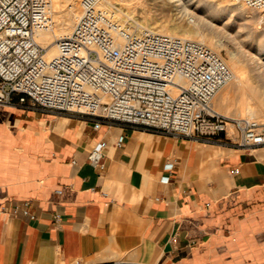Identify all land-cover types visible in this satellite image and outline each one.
Wrapping results in <instances>:
<instances>
[{"label":"crops","instance_id":"obj_1","mask_svg":"<svg viewBox=\"0 0 264 264\" xmlns=\"http://www.w3.org/2000/svg\"><path fill=\"white\" fill-rule=\"evenodd\" d=\"M51 117L0 108V264H264L262 248L257 262L237 254L247 225L263 221L239 213L264 192L256 154L220 158L221 180L209 181L202 143L153 132L163 146L152 154L139 129L85 121L61 134ZM94 143H104L102 172L87 162Z\"/></svg>","mask_w":264,"mask_h":264},{"label":"built area","instance_id":"obj_2","mask_svg":"<svg viewBox=\"0 0 264 264\" xmlns=\"http://www.w3.org/2000/svg\"><path fill=\"white\" fill-rule=\"evenodd\" d=\"M234 1L264 16V0ZM99 2L80 1L72 33L58 40L56 56L48 58L35 35L53 26L50 0H0V108L86 118L94 131L118 122L196 142L264 147V122L213 108L234 79L220 54L190 39L139 35L100 11ZM126 138L121 135L116 147ZM105 157L92 148L87 162L102 172ZM29 205L22 212L35 220Z\"/></svg>","mask_w":264,"mask_h":264},{"label":"bare ground","instance_id":"obj_3","mask_svg":"<svg viewBox=\"0 0 264 264\" xmlns=\"http://www.w3.org/2000/svg\"><path fill=\"white\" fill-rule=\"evenodd\" d=\"M148 1L154 2V4H158L163 0ZM204 1L205 3L201 8L196 7L193 10H191V5L189 4L188 0H168L166 5H161L162 9L164 5L165 7L169 5L173 8H177V10L180 9L186 12L187 15L192 14L195 17L193 23H190V21H182L174 24L164 23L153 25L149 22H137V19L134 16L136 12L135 7H145L146 5L144 4L143 0H100L98 9L109 14L114 18L115 21L122 25L130 23L135 32L139 35L156 33L172 37L190 39L203 43L218 54L220 53L222 44L219 40L216 39L213 33H211L210 31L206 32L205 26L207 24L212 26V22L210 21V19L208 20V18H206L205 14L202 16L199 12L204 11L206 13L207 11L212 10L214 12V15L220 13L221 15L223 14L240 17L245 21V27L248 29V34H252L253 38H256V41L254 45H251L250 48H248L250 50L247 51L246 54H244L248 60L243 56L242 51L229 52V59L226 60V63L232 70L234 79L218 93V95L213 100L212 105L213 108L220 114L229 116L233 115L236 117L248 118L264 122V32L254 31L257 33L256 35V33L251 31L252 24L255 23L258 19H261L260 21L263 22L264 16L262 13H259L258 11H255L247 7L246 5L237 3L233 0ZM50 2V17L53 22V26L49 30L38 32L35 35L36 42L41 47L46 49L48 58L56 56L58 52V40L61 38H65L72 33L81 15V5L77 0H50ZM116 2L119 7L116 6ZM146 7L142 9L141 12H139L145 19L144 21H148V18H150V9L148 10L146 9ZM213 18L214 16L212 17V19ZM74 122V119L71 118L58 117L55 126V132H63L65 129H68L69 127L75 125ZM138 136L140 137L142 147L151 144L152 137L148 133L140 132ZM233 152H237V150L228 152L224 147L220 146H218L217 149H211L207 152H200V154L206 157L204 168H206L207 170L206 173L208 176V180L219 177V157L224 156L228 153L233 154ZM253 152L254 154H256L259 160L264 162V150H253ZM200 162H203V160ZM185 169L186 168H184V170ZM191 171L195 172L193 170ZM204 176H206V174Z\"/></svg>","mask_w":264,"mask_h":264},{"label":"rangeland","instance_id":"obj_4","mask_svg":"<svg viewBox=\"0 0 264 264\" xmlns=\"http://www.w3.org/2000/svg\"><path fill=\"white\" fill-rule=\"evenodd\" d=\"M78 3H80V0H77ZM144 4L147 6L146 9H150L149 13H150V18H148L149 20L144 21L145 19L142 17L141 10L144 9V6H137L135 7V18L137 19V22H149L153 25H157V24H164V23H168V24H174L177 22H189L193 23L194 20V16L192 14H188L182 10H177V8H173L172 6L166 5V3L168 2V0H163L161 2H159L158 4H154V2H149L148 0H143ZM189 4L191 5V10L195 9L196 7H202V5L205 3L204 0H188ZM234 1V0H233ZM165 2V3H164ZM196 3V4H195ZM165 4L163 9L161 8V5ZM116 6L119 7L117 5L116 2ZM80 7V5H79ZM200 15H206V18H208V20L210 19V21L212 22V26L207 24L205 26L206 28V32H211L213 33V35L216 37L217 40L220 41V43L222 44L221 50H220V55L224 58V60H228L229 59V52H241L243 53V56L245 57L244 54L247 53V51H249L250 46L255 44L256 38H253V35H249L248 34V29L245 27V21L242 20L240 17L238 16H232V15H221L220 13H216L217 15H214L213 11H207L206 13L204 11L199 12ZM152 16V17H151ZM193 16V17H192ZM214 16V18L212 19V17ZM240 18V19H239ZM180 19V20H179ZM182 19V20H181ZM261 19H258L255 23L252 24V29L251 31H263L264 32V22L260 21ZM132 22V21H129ZM128 24V23H127ZM130 25V23L128 24ZM259 25V26H258ZM260 27V28H259ZM256 33V32H254ZM257 35V33H256ZM238 43V45H237ZM253 48V47H252ZM246 58V57H245ZM247 59V58H246ZM248 60V59H247ZM224 115V114H222ZM224 116H228L231 118H241V117H236L233 115H224ZM58 117H66V118H71L74 119V123H78L81 126H85L86 123V118H79V117H74L71 115H59V116H52L51 119L52 120H57ZM103 132V131H102ZM141 132H145L148 133L149 135H151L152 137V142L150 145H148L146 148H148L150 150V152H152V154H158L160 155L161 151H162V146H163V141L162 139L153 132H148L145 130H141ZM153 133V134H152ZM198 143H202V144H197L198 149L201 151H210L211 149H217L218 146L220 147H224L228 152L229 151H234L237 150V152H233V154H243L247 151L249 152H253V150H257V151H263V148H256V149H245V148H241V147H234L231 145H225V144H219V143H205V142H198ZM209 145V146H208ZM213 145V146H212ZM208 147V148H207ZM213 147V148H212ZM92 148H101V150L104 151V143H94L93 145H91L89 147L88 150H91ZM254 153V152H253ZM232 154H226L224 156H220V158L222 157H226ZM261 161V160H260ZM220 170V168H219ZM221 172V171H219ZM221 173L218 174L219 177L215 178V179H211L209 181H215V180H221L220 175ZM223 179V178H222ZM223 181L225 182V184L230 187L232 184L226 179H223ZM239 213H243L244 215H251V216H256L258 217V219H263L262 223L260 224L256 223V226H254V224H248L247 227H251L252 228V232H251V236L245 237V238H241L244 240V245H246V249L247 251L242 252L243 251V247L240 246L238 247V255L240 257V261L243 262L244 260L249 262V256H251L252 260L254 262L259 261L258 258V253L255 251L256 248H262L264 249V192H259L254 199H251V201H249V203L247 204L246 207H242V209L239 210ZM261 255L264 257V254L261 253Z\"/></svg>","mask_w":264,"mask_h":264}]
</instances>
